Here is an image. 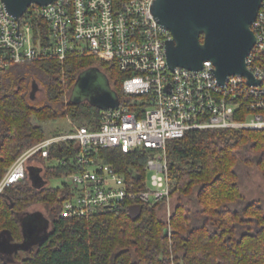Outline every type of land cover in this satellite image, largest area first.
Segmentation results:
<instances>
[{"label":"trees","instance_id":"1","mask_svg":"<svg viewBox=\"0 0 264 264\" xmlns=\"http://www.w3.org/2000/svg\"><path fill=\"white\" fill-rule=\"evenodd\" d=\"M33 9L29 5L25 16L34 23ZM89 66L107 73L121 104L139 99L123 91L124 71L91 53L0 66V180L23 150L47 137L43 123L68 117L75 126L98 127L100 107L66 97L78 73ZM35 71L45 92L40 101L28 93ZM165 150L170 195L177 198L168 225L160 215L164 199L148 203L138 197L145 187L146 150L99 148L102 160L129 181L127 201L73 218L59 215L68 188L45 183L71 169L57 158H73L76 140L55 142L48 158L30 157L25 177L0 192V232L23 244L19 214L32 203L45 205L50 228L22 256V247L11 258L0 252V264H264V207L245 199L236 170L239 162L254 164L264 178V129L198 127L168 139ZM32 160L41 166L31 165ZM40 169L43 179L39 176L37 183Z\"/></svg>","mask_w":264,"mask_h":264},{"label":"built area","instance_id":"2","mask_svg":"<svg viewBox=\"0 0 264 264\" xmlns=\"http://www.w3.org/2000/svg\"><path fill=\"white\" fill-rule=\"evenodd\" d=\"M152 2L52 0L43 6L33 4L32 14L38 18L33 23L25 12L19 18L10 16L0 0V66L91 53L124 71L123 91L139 98L132 99L131 106L120 102L102 109L96 129L75 126L23 150L0 180V192L25 177L30 157L48 158L55 142L75 139V156L57 158L72 165L60 178L69 192L61 200L60 217L89 216L126 203L130 183L102 160L99 148L148 152L145 168L152 171L150 184L145 179L138 197L153 203L170 197L168 139L198 127L264 129V0L251 23L255 42L245 56L256 84L240 74L220 83L210 60L198 70L171 69L165 54L171 34L152 14Z\"/></svg>","mask_w":264,"mask_h":264},{"label":"water","instance_id":"3","mask_svg":"<svg viewBox=\"0 0 264 264\" xmlns=\"http://www.w3.org/2000/svg\"><path fill=\"white\" fill-rule=\"evenodd\" d=\"M51 1L2 0L6 11L16 18H19L31 4L43 6ZM261 1L153 0L152 14L171 34L165 42L169 67L174 69L180 66L198 70L203 67L205 60H210L214 75L220 83L225 82L227 76L231 74H240L246 76L249 83L256 84L257 79L246 67L245 56L255 42L251 23L256 17ZM70 88V102L87 101L101 109L116 107L120 103L118 91L111 85L107 73L98 66H89L81 70ZM36 177L35 181L40 182V177L38 175ZM40 219L45 220L36 214H31L25 223L21 219L22 231L25 234L21 247L27 248L33 243L36 223H39ZM0 233L7 238L6 244L9 246L16 244L7 242L9 238L6 232ZM46 235L47 233L39 240ZM33 240L36 242L38 238ZM15 246L14 250L19 244Z\"/></svg>","mask_w":264,"mask_h":264},{"label":"rangeland","instance_id":"4","mask_svg":"<svg viewBox=\"0 0 264 264\" xmlns=\"http://www.w3.org/2000/svg\"><path fill=\"white\" fill-rule=\"evenodd\" d=\"M41 74L38 71H35L30 76V82L31 86L29 88V96H32V99L34 101H40L45 98V92L42 86V82L40 80ZM70 93V92H69ZM66 97L69 98V94H66ZM43 127L45 128V131L47 133V136L54 135V134H60L67 131H72L74 129L75 125L73 124L72 120L68 117L59 118L54 121H48L43 123ZM30 164L33 166H41L40 163H38L35 160L30 161ZM236 170L239 175V182L241 184L242 193H244V197L246 200H252L256 199L258 202L264 207V178L259 172L258 168L254 164H248L244 162H239L237 164ZM152 173L151 170L146 171V182L147 185L149 183L150 174ZM42 169L38 171V176H40L42 179ZM5 174H3L4 176ZM60 179L59 178H50L48 182L45 183V185H60ZM168 199H164L161 203V209H160V215L165 220L166 224L168 225L171 212L174 209V206L177 202L176 195L171 196L169 194ZM36 214L38 216H42L45 219H48V211L46 210L45 205L41 203H35L30 206H28L22 213L19 214V217L23 219L24 223L27 221L30 215ZM49 224V227H48ZM47 227L50 228V223H47ZM34 239V238H33ZM32 239V242L30 246L34 245V241ZM0 252L5 258H11V253L14 251V247H16V244H13L12 246H9L8 243L6 244L5 240L7 238L4 237V234L0 233ZM7 242H12L8 240ZM21 247V245H19ZM11 249V250H10ZM13 249V250H12ZM11 252H10V251ZM26 251V247H22L20 250V255H24ZM11 264H18V262L13 261L10 262Z\"/></svg>","mask_w":264,"mask_h":264},{"label":"flooded vegetation","instance_id":"5","mask_svg":"<svg viewBox=\"0 0 264 264\" xmlns=\"http://www.w3.org/2000/svg\"><path fill=\"white\" fill-rule=\"evenodd\" d=\"M36 221V220H35ZM49 221L48 220H44V219H40L39 220V223H36V233L35 235L33 236L34 239H37L38 238V241L41 237H43L47 232H48V227H49V224H48V227H47V223ZM37 242V241H36Z\"/></svg>","mask_w":264,"mask_h":264}]
</instances>
